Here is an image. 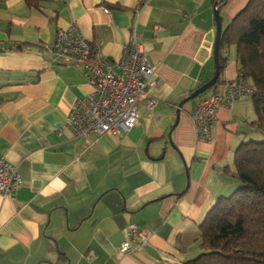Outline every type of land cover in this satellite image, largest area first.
<instances>
[{"label": "crops", "instance_id": "obj_1", "mask_svg": "<svg viewBox=\"0 0 264 264\" xmlns=\"http://www.w3.org/2000/svg\"><path fill=\"white\" fill-rule=\"evenodd\" d=\"M36 1L41 11L0 0V158L22 179L14 199L0 196V264H186L207 213L238 187L235 154L256 120L252 97L222 108L202 143L191 119L239 76L235 48L220 83L180 109L216 72L213 0ZM249 1L225 0L223 30ZM72 25L114 60L134 26L141 35L155 86L119 138L78 139L67 126L88 77L45 47ZM131 226L149 245L122 254Z\"/></svg>", "mask_w": 264, "mask_h": 264}, {"label": "built area", "instance_id": "obj_2", "mask_svg": "<svg viewBox=\"0 0 264 264\" xmlns=\"http://www.w3.org/2000/svg\"><path fill=\"white\" fill-rule=\"evenodd\" d=\"M222 1L213 0L215 11ZM45 50L54 64L80 66L87 74L91 92L77 100L67 118V126L76 138L97 139L107 135L119 138L139 126L137 107L148 99L149 89L155 86V70L135 26L118 60L103 56L100 48L88 41L77 25L59 29L54 42ZM255 93L252 84L240 77L226 84L223 92L200 99L191 116L199 142H211V125L222 108H230ZM21 183L18 169L0 158V196L14 199ZM128 237L120 247L122 254L133 251L132 243L140 247L149 245V233L136 226L129 228Z\"/></svg>", "mask_w": 264, "mask_h": 264}, {"label": "trees", "instance_id": "obj_3", "mask_svg": "<svg viewBox=\"0 0 264 264\" xmlns=\"http://www.w3.org/2000/svg\"><path fill=\"white\" fill-rule=\"evenodd\" d=\"M27 1L41 11L38 1ZM224 4L225 0L218 12ZM232 48L237 79L245 78L255 88L256 120L235 154L231 177L238 187L232 195L220 197L207 213L200 225L199 254L186 264H264V0H250L223 31L220 74L229 65ZM225 170L230 173L228 167Z\"/></svg>", "mask_w": 264, "mask_h": 264}, {"label": "water", "instance_id": "obj_4", "mask_svg": "<svg viewBox=\"0 0 264 264\" xmlns=\"http://www.w3.org/2000/svg\"><path fill=\"white\" fill-rule=\"evenodd\" d=\"M214 14H215V19H216V27H217L216 42H215V53H214L215 63H216L215 75L212 78V80H210L208 83H206L201 88L196 90L189 98L185 99L180 104V109L183 107V105L185 103L192 101V100H195V99H199L202 95H204L205 93L212 90L220 78L218 60H219L220 43H221V39H222L224 30H223L222 20L220 17V12L215 11Z\"/></svg>", "mask_w": 264, "mask_h": 264}]
</instances>
